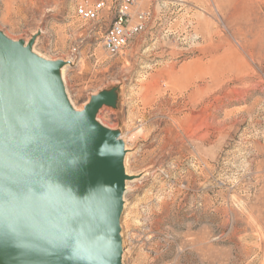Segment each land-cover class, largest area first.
<instances>
[{
    "label": "rangeland",
    "instance_id": "374dc122",
    "mask_svg": "<svg viewBox=\"0 0 264 264\" xmlns=\"http://www.w3.org/2000/svg\"><path fill=\"white\" fill-rule=\"evenodd\" d=\"M97 1L0 0V30L66 63L77 111L113 97L96 122L125 144L133 177L122 263L264 264V0H106L100 20L76 16ZM128 2V42L111 55Z\"/></svg>",
    "mask_w": 264,
    "mask_h": 264
},
{
    "label": "water",
    "instance_id": "95a60500",
    "mask_svg": "<svg viewBox=\"0 0 264 264\" xmlns=\"http://www.w3.org/2000/svg\"><path fill=\"white\" fill-rule=\"evenodd\" d=\"M0 264H123L126 147L75 110L59 71L0 30Z\"/></svg>",
    "mask_w": 264,
    "mask_h": 264
},
{
    "label": "built area",
    "instance_id": "2783aa9c",
    "mask_svg": "<svg viewBox=\"0 0 264 264\" xmlns=\"http://www.w3.org/2000/svg\"><path fill=\"white\" fill-rule=\"evenodd\" d=\"M107 8L106 0H98L95 4H83L76 9V16L83 21H98L101 14ZM131 3H121L116 7V16L113 25L107 31L104 47L111 55H117L122 51L128 42L129 29H127L130 19ZM143 16L138 17V21L132 29V33H138L142 29Z\"/></svg>",
    "mask_w": 264,
    "mask_h": 264
},
{
    "label": "bare ground",
    "instance_id": "6f19581e",
    "mask_svg": "<svg viewBox=\"0 0 264 264\" xmlns=\"http://www.w3.org/2000/svg\"><path fill=\"white\" fill-rule=\"evenodd\" d=\"M39 56H41L40 54H39ZM65 69H63V71H64ZM65 81V80H64ZM66 91V90H65ZM67 92V91H66ZM67 97H68V99H69V101H70V103H71V105H72V107L75 109V106L73 105V102L70 100V98H69V96H68V94H67ZM76 110V109H75ZM127 149V148H126ZM128 173V172H127ZM130 175V174H129ZM126 186H127V189L126 190H128L129 189V184L127 183L126 184ZM126 193V192H125ZM126 195V194H125Z\"/></svg>",
    "mask_w": 264,
    "mask_h": 264
}]
</instances>
